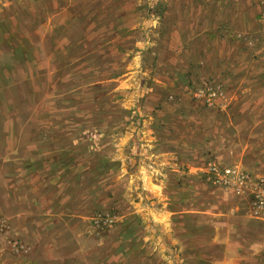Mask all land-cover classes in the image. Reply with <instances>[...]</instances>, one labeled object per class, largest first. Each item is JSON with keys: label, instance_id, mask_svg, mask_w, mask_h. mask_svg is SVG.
<instances>
[{"label": "rangeland", "instance_id": "1", "mask_svg": "<svg viewBox=\"0 0 264 264\" xmlns=\"http://www.w3.org/2000/svg\"><path fill=\"white\" fill-rule=\"evenodd\" d=\"M257 4L0 0V264H264Z\"/></svg>", "mask_w": 264, "mask_h": 264}, {"label": "crops", "instance_id": "2", "mask_svg": "<svg viewBox=\"0 0 264 264\" xmlns=\"http://www.w3.org/2000/svg\"><path fill=\"white\" fill-rule=\"evenodd\" d=\"M254 3V2H256V3H258L257 4V6H255L254 8H251V10L253 11V17L251 18V19H256V20H251L252 21V23H253V25L254 24H258V22H264V0H249V3ZM49 5H51V3H48ZM52 8H54V6L52 5L51 6V9H49V12H51L53 9ZM68 12H73V10H71V11H68ZM234 13V12H233ZM234 16L236 17L237 16V14L235 13L234 14ZM40 17H41V23L43 22H45L44 21V19H43V17L44 16H42L41 14H40ZM66 20V19H65ZM64 20V21H65ZM251 24V23H250ZM253 29V28H252ZM53 32V29L51 30V33ZM29 39V38H28ZM31 45V44H30ZM50 51H53V52H56V53H59L58 52V50L57 51H55L53 48H51V49H49ZM33 51L35 52V50H33L32 48L30 49V50H28V52L26 53V57H28V58H33V59H35V62H37V60L39 61V60H41L40 58H37L36 57V55H35V53L33 54ZM38 53V52H37ZM37 58V59H36ZM40 62H42V61H40ZM57 64L59 65V60L57 59ZM238 62H235L234 61V65H238L237 64ZM56 65V64H55ZM239 66V65H238ZM46 67H48V65L46 66ZM12 68V67H11ZM8 69V68H7ZM45 69H46V73H47V69H49V68H41L40 70L42 71V72H44L45 71ZM256 70L257 69H255L254 71L256 72ZM257 74H259V72H256ZM27 80V79H26ZM235 95H237L236 93H235V91H232V90H227V96L229 97V98H231V110L230 111H228L227 113H222L221 114V117L223 118L220 122H223V124H224V126H227L228 125V123H231L232 121H233V117L235 116V111H236V109H237V104L238 103H242L243 102V100L241 99V98H239L238 96L236 97ZM249 100V99H248ZM247 100V101H248ZM246 101V102H247ZM235 107V108H234ZM255 107L256 108H259L260 107V105L259 104H255ZM239 108V107H238ZM261 108H264V103H263V105L261 106ZM245 110V108H243L242 109V111H244ZM258 110L259 109H257V111H256V109L254 110V112H258ZM261 110V109H260ZM246 111V110H245ZM217 119L219 120V118L217 117ZM259 124V125H258ZM261 124L262 123H260V122H255V123H251V125H250V131H259V128H260V126H261ZM259 126V127H258ZM255 140V139H254ZM259 140H260V138H259ZM258 140V141H259ZM251 141H253V139L251 140ZM257 143V142H256ZM227 260L229 259V260H231L232 261V259H231V256L229 257H227L226 258Z\"/></svg>", "mask_w": 264, "mask_h": 264}, {"label": "built area", "instance_id": "3", "mask_svg": "<svg viewBox=\"0 0 264 264\" xmlns=\"http://www.w3.org/2000/svg\"><path fill=\"white\" fill-rule=\"evenodd\" d=\"M217 91L211 90L209 94L215 95ZM209 169L215 174V180L220 184L229 186L236 184L238 181H245L248 179V174L235 170L232 167L224 166L222 168L215 162H209ZM254 204L260 208H264V179H262V184L258 189V192L255 193Z\"/></svg>", "mask_w": 264, "mask_h": 264}]
</instances>
